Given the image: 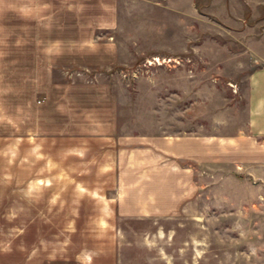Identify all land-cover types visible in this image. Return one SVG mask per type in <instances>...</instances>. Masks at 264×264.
<instances>
[{
	"label": "rangeland",
	"instance_id": "obj_1",
	"mask_svg": "<svg viewBox=\"0 0 264 264\" xmlns=\"http://www.w3.org/2000/svg\"><path fill=\"white\" fill-rule=\"evenodd\" d=\"M258 2L252 16L244 6L240 21L198 16L187 26L193 31L165 39L134 32L138 18L121 16L126 30L114 37L120 63L64 67L63 76L52 66V80L107 82L124 134L235 133L246 123L247 75L264 66V0ZM162 42L179 53L155 50ZM17 137L0 132V264H26L28 248L42 250L43 264H264V193L258 199L226 193L214 176L204 198L172 216L123 218L114 205L111 150ZM256 199L251 209L248 202Z\"/></svg>",
	"mask_w": 264,
	"mask_h": 264
},
{
	"label": "crops",
	"instance_id": "obj_2",
	"mask_svg": "<svg viewBox=\"0 0 264 264\" xmlns=\"http://www.w3.org/2000/svg\"><path fill=\"white\" fill-rule=\"evenodd\" d=\"M244 6L252 16L259 2L0 0V132L32 142L58 137L70 145L97 144L106 147L100 152L111 150L119 217L172 216L204 198L214 176L224 192L258 199L264 193V66L246 78L245 126L224 135L204 129L161 135L121 133L118 101L107 82L75 83L61 77L64 67L107 68L120 63L121 45L114 37L126 30L120 25L121 16L138 18L134 32L157 33L165 39V34L178 30L193 31L187 26L198 16L225 24L237 17L240 21ZM120 7L127 12L120 13ZM143 16L146 19L140 20ZM147 18H156L154 25L144 26ZM168 44L162 42L154 49L179 53ZM52 66L61 68L58 81L52 80ZM257 199L248 202L251 209L257 208ZM238 206L246 208L244 203L234 205ZM41 251L28 248L26 264H43L48 257Z\"/></svg>",
	"mask_w": 264,
	"mask_h": 264
}]
</instances>
